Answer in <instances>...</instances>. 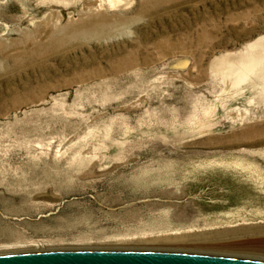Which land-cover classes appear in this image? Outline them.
I'll list each match as a JSON object with an SVG mask.
<instances>
[{"label":"rangeland","instance_id":"rangeland-1","mask_svg":"<svg viewBox=\"0 0 264 264\" xmlns=\"http://www.w3.org/2000/svg\"><path fill=\"white\" fill-rule=\"evenodd\" d=\"M35 246L264 260V0H0V250Z\"/></svg>","mask_w":264,"mask_h":264},{"label":"water","instance_id":"water-1","mask_svg":"<svg viewBox=\"0 0 264 264\" xmlns=\"http://www.w3.org/2000/svg\"><path fill=\"white\" fill-rule=\"evenodd\" d=\"M0 264H264V260L181 251L55 250L0 255Z\"/></svg>","mask_w":264,"mask_h":264},{"label":"bare ground","instance_id":"bare-ground-1","mask_svg":"<svg viewBox=\"0 0 264 264\" xmlns=\"http://www.w3.org/2000/svg\"><path fill=\"white\" fill-rule=\"evenodd\" d=\"M6 247H8V246H6ZM16 247V246H15ZM42 247V246H41ZM177 247H179V248H176V249H184V248H186V247H183V246H181V245H177ZM42 248H40V247H30V248H26V250L25 249H8V250H0V255H5V254H14V253H23V252H32V251H44V250H41ZM199 250H219L221 253H222V251H225L226 252V250L227 251H234V252H238V251H240L241 252V250L238 248V247H235V246H229V247H222V246H211V247H203V246H200L199 248H198ZM148 250V249H147ZM16 251V252H15ZM201 252V251H200ZM206 252H209V251H206ZM220 252L217 254V253H215L216 255H222V256H225V255H223V254H220ZM206 254V253H205ZM212 255V254H211Z\"/></svg>","mask_w":264,"mask_h":264}]
</instances>
